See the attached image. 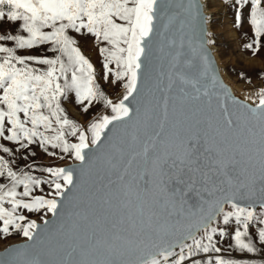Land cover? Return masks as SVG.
Masks as SVG:
<instances>
[{
	"label": "snow or ice",
	"instance_id": "obj_1",
	"mask_svg": "<svg viewBox=\"0 0 264 264\" xmlns=\"http://www.w3.org/2000/svg\"><path fill=\"white\" fill-rule=\"evenodd\" d=\"M176 4L0 0V141L18 146L0 142V239L30 242L0 253V264H264L224 258L219 246L230 238L229 248L257 253L264 245V87L254 105L232 96L204 47L213 41L203 39L198 0ZM231 6L237 28L250 6L254 38L243 47L255 54L264 0ZM182 14L177 44L167 31ZM69 30L103 42L102 78L124 89L117 102ZM186 37L199 63L185 58ZM45 45L52 55L33 51ZM70 93L84 112L102 102L111 114L82 127L61 106ZM33 145L79 165L14 170L4 154L28 150L27 159ZM43 185L50 190L34 195ZM25 210L57 220L41 216V227Z\"/></svg>",
	"mask_w": 264,
	"mask_h": 264
},
{
	"label": "rangeland",
	"instance_id": "obj_2",
	"mask_svg": "<svg viewBox=\"0 0 264 264\" xmlns=\"http://www.w3.org/2000/svg\"><path fill=\"white\" fill-rule=\"evenodd\" d=\"M207 9L209 10V27L215 50L227 76L241 90L255 91L264 87V75H261L264 73V37H262L260 49L255 54H253L251 50L243 47L250 39L254 38L251 25L247 22V17L250 16V6H246L244 10L245 22L239 28L235 27V13L231 6V0H207ZM69 34L77 38V46L81 49L82 54L93 64L97 78L96 82L100 85L101 90L104 91L110 99H113L122 89V82L112 84L111 81L113 77H111V75L108 81L102 78L103 58L100 56L99 48L103 46V42L97 43L95 38L90 34L79 37L78 34H75L71 30H69ZM47 47L48 46L45 45L33 51L37 54L52 55L44 51ZM110 67H114V65H110ZM241 73H243V76ZM61 106L65 109L69 119L74 120L82 127H86L92 120L97 119L106 109L102 102H96L87 112H84L83 106L75 102L74 93H70L68 100L62 99ZM68 139L70 142H73L75 138L69 137ZM0 142L12 148L18 147L13 142ZM31 150L35 152V156L29 155L27 159L21 157L25 156L28 150L15 152L13 156L4 155L6 159L16 160V163L13 164L14 170H18L27 164H33L40 169L44 167H53L55 164L69 158L67 155L61 153L59 149H51V147H49V151H55L57 153L56 156L47 155L38 145L31 146ZM61 156L64 158L61 159ZM34 174L40 177H47L49 175L42 171H35ZM0 182L6 183L7 181L0 180ZM42 187L44 188V192L34 190L33 194L44 195L50 190L47 185H43ZM18 191H22V187L19 188ZM40 213L41 212L28 213L27 210L24 212L29 219ZM17 236H19V234L13 233L6 238L0 239V244ZM232 243L231 239L228 238L219 245L222 248L220 255L224 258L249 261L255 260L257 262L264 261V245L257 243V247L261 250L257 253H247L229 248V245Z\"/></svg>",
	"mask_w": 264,
	"mask_h": 264
},
{
	"label": "water",
	"instance_id": "obj_3",
	"mask_svg": "<svg viewBox=\"0 0 264 264\" xmlns=\"http://www.w3.org/2000/svg\"><path fill=\"white\" fill-rule=\"evenodd\" d=\"M198 3L201 5L200 11L202 12L203 16L205 17V22L202 25L204 33H205L203 36V39L205 41L208 39H211L213 41L211 33H210V27H209L210 16H209V11L206 9L205 0H198ZM174 9L179 11V0H177V4L174 5ZM183 18H184V15L182 14L181 17L175 22V24L167 31V35L169 37L175 38L177 40V44H179V38H180V19H183ZM185 32L187 33L188 30L185 29ZM161 43H165V42L158 39L157 40L158 46ZM197 43L198 42L194 39L193 40V46H196ZM204 47L208 50L211 61L215 66L216 75L219 77L220 81L229 89L231 95L234 96L236 99L241 100V101H245L246 103H249V104L254 105L256 102H258V97L256 96V93L258 92L259 89L255 90V91H245L243 89L241 90L227 76V74L225 73V71L222 67V64L220 63V61L218 59L214 43H212L210 45L205 43ZM165 51H167V48H165ZM184 53H185V58L193 59L194 63H199V61L192 56V53L189 51V49L187 47V37L185 39ZM158 56H159V53H158ZM159 63H165L166 64V60L165 61H158V66H159ZM123 91H124V89L122 87V89L112 99L113 102H117L118 99L122 97ZM229 107L231 108V104H229ZM103 114H111V110L106 108L100 115H103ZM73 142H76L75 139L73 140ZM78 165H79L78 161H75L72 158H68V159H66V160H64L58 164H55L53 167L76 168ZM73 191L75 192L76 190L74 189ZM72 194L73 193H71V192L68 193L69 196H71ZM41 216H43L44 219H47L50 222L57 220V217H54L52 213H43V212H41L39 215L32 216L30 219L36 220L37 223L40 224L41 227H43L44 220L41 219ZM26 242H28L27 238L23 237L22 235H19L15 238L8 239L5 242H3L2 244H0V253H3L7 248L17 247V246H20ZM28 243H30V242H28Z\"/></svg>",
	"mask_w": 264,
	"mask_h": 264
},
{
	"label": "bare ground",
	"instance_id": "obj_4",
	"mask_svg": "<svg viewBox=\"0 0 264 264\" xmlns=\"http://www.w3.org/2000/svg\"><path fill=\"white\" fill-rule=\"evenodd\" d=\"M205 3H206V9H207V0H205ZM208 10V9H207ZM209 11V10H208ZM240 89V88H239Z\"/></svg>",
	"mask_w": 264,
	"mask_h": 264
}]
</instances>
